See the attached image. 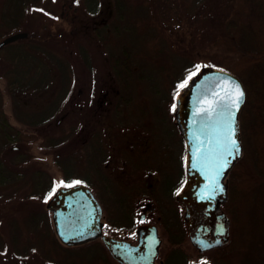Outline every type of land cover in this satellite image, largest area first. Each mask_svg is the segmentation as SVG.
Masks as SVG:
<instances>
[{
    "label": "trees",
    "instance_id": "16d2710c",
    "mask_svg": "<svg viewBox=\"0 0 264 264\" xmlns=\"http://www.w3.org/2000/svg\"><path fill=\"white\" fill-rule=\"evenodd\" d=\"M175 7L196 17L208 12L213 22L202 25L205 31L189 53H182L168 65L156 64L155 57L165 54L171 58L173 49L165 42L155 16ZM113 8L114 13L105 28L107 34H103L102 27L97 31L106 48L111 75L119 85L109 119L111 124L115 119L117 136L121 137L115 152L108 141L110 123L101 120L99 98L94 100L97 102H93L92 109L95 107L89 116L88 102H85L86 107L82 102L85 88L79 82L80 63L85 67L90 58L81 44L74 53L72 45L79 41L75 39L76 27L71 17L60 15V24L54 32L43 34L27 30L26 38L0 49V79L5 81L4 87L0 86V199L20 198L18 212H15L20 216L12 212L5 220L10 229L12 254L19 260L38 257L52 264H109L113 261L100 239L66 246L58 239L51 213L45 206L26 208L28 199L41 198L44 204L53 191L47 169L29 168L28 163L36 157L30 146L36 143L52 154L66 184L89 185L103 205L105 227L118 232L121 229V180L110 173L111 168L121 171V154H128L121 143L132 142L131 137L139 132L148 137L144 141L138 139L137 143L149 142L152 148L157 144L160 148L162 134L153 129V121H168L173 126L172 132L184 143L179 126L174 123L175 96L181 89L178 86L188 83V77L201 66L211 65L231 71L245 86L246 100L240 113L244 153L228 174L229 196L223 205L231 219V241L205 253L195 249L197 261L264 264V0H236L230 10L223 11L219 10L217 0H113ZM66 9L69 14L75 12V7ZM221 13L224 17L220 18ZM14 26L1 28L0 41L17 31ZM150 40H156L158 47L152 48ZM159 74L163 87L153 84L154 76ZM145 82L156 88L155 93L164 91L165 102L162 97L153 100L146 94ZM135 89L140 97L137 102L146 104H129L132 107L126 110L128 115L124 117L123 103L131 102V97L134 100ZM6 97L16 123L6 112ZM150 101L153 104L150 105ZM184 153L185 148L182 157ZM158 209H161L159 205ZM172 214L177 217V213ZM179 219L177 224L185 226ZM184 229L183 238L171 235L168 238L166 264H170L171 258V264H192L185 258L188 253L182 252L183 239H188ZM5 244L0 241V248L4 249Z\"/></svg>",
    "mask_w": 264,
    "mask_h": 264
},
{
    "label": "water",
    "instance_id": "95a60500",
    "mask_svg": "<svg viewBox=\"0 0 264 264\" xmlns=\"http://www.w3.org/2000/svg\"><path fill=\"white\" fill-rule=\"evenodd\" d=\"M27 36L26 31L10 34L0 41V49ZM241 91L242 102L237 109L232 100L234 93ZM245 100L242 80L231 71L211 65L201 66L175 96V119L184 139L187 174L176 199L184 211L191 244L200 253L231 241V219L223 204L229 196L228 174L244 153L240 113ZM233 112L239 152L232 149L229 155L220 145L225 142L226 125ZM224 161L227 167L221 169ZM69 185L59 186L46 203L62 244L78 246L100 239L120 264H158L162 238L156 225H142L136 243L105 233V211L93 189L85 183ZM199 264L209 262L202 260Z\"/></svg>",
    "mask_w": 264,
    "mask_h": 264
},
{
    "label": "rangeland",
    "instance_id": "374dc122",
    "mask_svg": "<svg viewBox=\"0 0 264 264\" xmlns=\"http://www.w3.org/2000/svg\"><path fill=\"white\" fill-rule=\"evenodd\" d=\"M217 1H218V5H220L219 8L220 11L230 10L236 2V0H217ZM72 2H73L72 7L73 8L75 7L76 9L75 39L79 41V43L77 44L73 43L72 45L73 50L74 53L75 52L77 53L78 48L80 47L81 44V46L85 48L87 52V56L90 58L89 60L90 62H88L89 64L87 66L85 65V67H83V64L80 63L81 70L79 72L80 74L79 82H80V86H83L85 88V93L82 102L86 107L85 102L86 103L89 101L97 102V100L96 101L94 100L96 98H99L98 104L102 110L100 112L101 120L104 121V123L107 122L110 123L111 120L110 115L113 114V110L116 105L115 94L117 87L119 85L118 82L115 80V78L111 75L110 65L106 56V48L98 40L99 36L94 31L93 27L95 23L101 22L102 20L103 21L110 20V18L114 13L113 0H72ZM68 3H71V0H0V35L3 33V31L1 30L2 27L4 28L14 25L18 26V27L14 26L16 27L17 30L16 32L18 31L31 32V30L43 32V34L46 31L54 32L55 29L60 24V15L67 14L68 19H70L69 15L70 14L72 15V13L69 14V11L66 9ZM219 17L220 18L224 17V14L221 13ZM155 20L157 27L159 28L163 37L165 38L164 39L165 42L168 43L171 49H173V54L171 55V58H169L168 56L165 57V54L154 58V62L156 64L160 63L162 65L163 64L168 65L172 61L178 60L180 58L179 55H181L184 52L189 53L190 50H192L193 47L198 44V41L201 39L203 32L205 31V28L202 27V25L205 26L207 22L208 23L213 22L211 15L208 12L202 13L199 17H196V15L193 16L192 14L184 13L182 9L177 7L172 8L170 11L164 9L160 15L159 13H156ZM149 43L152 48L158 47L156 40H150ZM74 58L76 59L77 57L74 56ZM81 59L82 57L77 58V60H81ZM148 73L151 76L154 75V72L148 71ZM160 75L161 74H159V76L158 75L154 76L153 84L161 85L163 87L164 83L162 82L161 79L162 75L161 76ZM4 85H5V81L3 79H0V86L4 87ZM143 91L146 94H150L153 97V100L156 99L155 97L158 98L162 97L164 100L163 102H165V99L167 98V95L164 91L161 94L155 93L156 88H154V86H152L150 82L144 83ZM133 94H134V100L131 97L132 99L131 102L128 101L126 103H123L124 104L123 108L125 112L124 117L128 115V112L126 110H128L129 107H132V105L129 104H135V102L137 104L138 103L146 104L144 102H137L138 99H140V97H138V91L136 89L134 90ZM6 100H7L5 105L6 112L10 114L12 122L16 123V120L13 118L11 114L12 111L8 97H6ZM145 100H147V103L149 102L148 98ZM149 104L150 105L153 104V101H150ZM163 106L166 108V103H164ZM88 107H87L88 110L87 115L89 116L91 115V112L92 110H94L95 106L92 109V105L89 104ZM166 113L168 114L167 110ZM114 122L115 119L113 118V124L110 123V128L108 131L109 134L108 141L110 142L109 143L110 148L113 152H115L116 150L115 148L119 145L121 141V137L119 138V135L117 136L118 130L115 128ZM91 125H93L92 120H90L89 122V128ZM152 125H153V129H158L159 134L168 137V139L172 143L171 154L173 157L168 161H165V159H163L162 162L163 165L165 166V170L166 169L169 170L167 175L172 174V176H174V173L171 171L174 168L176 169L178 168V158L183 153L184 150V146L182 145L183 143H181L180 141H178V139H176L175 133L174 135L167 132V130L171 128V124L168 121H162L159 123L153 121ZM95 127L94 130H96ZM134 136L135 137H131L132 142H137L138 139L140 140L143 139L144 141L148 137L139 132ZM143 141H142V145H140V149L146 150L145 148L148 149L150 146L148 145V143H146L145 145L144 144L145 142ZM138 142L140 141L138 140ZM30 147L33 150L36 157L32 162L28 163L29 168L34 169V168L44 167L45 169H47L51 176L50 181L53 185V191L46 199L44 204L41 198H30L25 202V206L26 208H34V209H38L44 206L46 208V203L53 194V192L59 186L66 185V183L63 181L62 171L59 169V167H56L54 165L53 157L50 154V152L44 151L36 143L31 144ZM153 153H154L153 155H155L153 159L161 160L162 156L160 149L158 147L154 146ZM160 160L158 162H160ZM110 174L116 179L122 181L126 173H124V171L122 170L120 171L119 169L116 170L111 168ZM155 176L158 175L155 174ZM119 183L121 185L120 181ZM44 188H46V186ZM170 198L171 196L169 195V198H165V199L170 200ZM19 199H15L11 201H6L5 198L0 199V219L2 220V222H0V241L3 242V244L6 242L5 244L6 246H4L5 248L4 249H2V247L0 248V263L1 264H52L38 257H33V258L30 257L19 260L12 254L11 244H9L10 242L8 238L10 229L9 226L5 223V220L12 212L14 213L18 212L17 210L19 209V205H18ZM174 205H177V203L176 204L174 203ZM176 207L177 209L180 210V207L178 206ZM178 215L182 217L183 215L182 210L178 212ZM19 216L20 215L18 214L17 217ZM50 219L52 222L51 214H50ZM104 231L105 233L117 236V232L114 229L105 227ZM168 238L170 239V237ZM169 239H166L161 247L162 255L160 256V258L165 257L164 255L166 254V251L168 249L167 245L170 244ZM182 248H183L182 251L183 254L188 253V255L185 257L186 260L188 259L189 261L190 259L192 261V264H199L201 262V260L197 261V256L195 253L196 248L191 244L189 237L188 239L184 238L182 242ZM188 250H190L193 253L192 256L189 255ZM172 260L173 259L171 258L170 264ZM203 261L209 262L207 259H203ZM109 264H120V263H118L114 259L113 261L111 260Z\"/></svg>",
    "mask_w": 264,
    "mask_h": 264
},
{
    "label": "flooded vegetation",
    "instance_id": "af4514ba",
    "mask_svg": "<svg viewBox=\"0 0 264 264\" xmlns=\"http://www.w3.org/2000/svg\"><path fill=\"white\" fill-rule=\"evenodd\" d=\"M71 3H73L72 0ZM71 3H68L69 7H72ZM69 16L75 23L74 26H76V9L74 14ZM107 24L108 20H102L101 22L95 23L93 29L96 34L99 35L97 29L102 27L103 34H107L108 29H105ZM98 40H102V37ZM89 104L93 106L92 101H89L88 105ZM174 123L176 122L174 121ZM91 127H93V125L90 126L92 135ZM170 129L171 130H167V132L174 134V132H172L174 131L173 126ZM176 139L182 143V141L177 137V134ZM159 142V149L162 156L161 160L153 159L155 155H153V148L149 142L144 143L145 145L148 143L150 146L148 149L145 148L146 150H139L142 143H121V147L126 148L128 150V154H121V170L126 174L124 179L121 181V229L117 232V236L125 240H130L133 243L138 242L139 235L137 230L145 224H153L158 227L159 234L162 238V245L164 241L170 237V235L176 237L177 239L180 236L183 238V229L186 228L187 231L186 223L184 221V211L176 199L177 192L184 185L187 178L185 156L182 157L183 153L179 156L178 168H174L171 171L174 173V176H172L171 173V175H167L169 170H165L162 160L165 159V161H168L173 157L171 154L172 143L165 135H161ZM182 145L184 146V143ZM159 160L160 162H158ZM54 165L58 167L55 163ZM155 174L158 176H155ZM169 195L171 196L170 200L165 199L169 198ZM173 200L176 201L177 205H174ZM158 205L161 209H158ZM176 206L180 207V210L177 209ZM181 210L183 215L179 219L178 212ZM172 211L177 213V217L174 218ZM178 219L184 223L185 227L182 226V224H177ZM178 226H181V228ZM161 247L157 263L166 264V254L164 255L165 257L160 258L162 255Z\"/></svg>",
    "mask_w": 264,
    "mask_h": 264
},
{
    "label": "snow or ice",
    "instance_id": "6c2138e0",
    "mask_svg": "<svg viewBox=\"0 0 264 264\" xmlns=\"http://www.w3.org/2000/svg\"><path fill=\"white\" fill-rule=\"evenodd\" d=\"M192 77L189 76L188 79L190 80ZM186 83H181L178 87L179 88H184L186 87ZM238 88V85H237ZM234 99L232 100V103L236 106V108L238 109L239 107V103L242 102V97H243V92H236L234 93ZM234 115L235 113H231L229 118H228V122H227V135L224 138V143L220 145V147L224 150L227 151L229 153V155L232 154V149H235V152L238 154L239 152V145L237 144L234 136H235V125H234ZM219 167L221 169L226 168L227 167V162L224 161L222 163H220ZM63 183V182H61ZM71 186V185H69Z\"/></svg>",
    "mask_w": 264,
    "mask_h": 264
}]
</instances>
